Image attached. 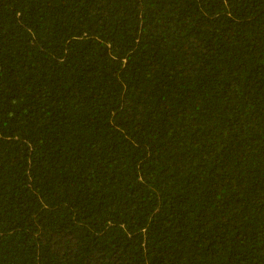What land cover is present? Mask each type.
<instances>
[{"label":"trees","instance_id":"obj_1","mask_svg":"<svg viewBox=\"0 0 264 264\" xmlns=\"http://www.w3.org/2000/svg\"><path fill=\"white\" fill-rule=\"evenodd\" d=\"M0 264H264V0H0Z\"/></svg>","mask_w":264,"mask_h":264}]
</instances>
